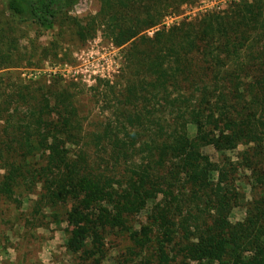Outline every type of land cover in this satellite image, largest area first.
<instances>
[{"label": "trees", "instance_id": "16d2710c", "mask_svg": "<svg viewBox=\"0 0 264 264\" xmlns=\"http://www.w3.org/2000/svg\"><path fill=\"white\" fill-rule=\"evenodd\" d=\"M77 1L7 0L6 4L14 15L49 27L61 7ZM237 9V14L227 16L231 19L224 31L215 19L204 25L222 39H212L201 51L209 72L207 84L198 90L194 114L189 110L195 106L186 95L196 97L197 92H183L176 85L181 61L190 74L189 83H197V74L187 66L196 44L187 33L157 50L151 60L143 58L152 71L130 75L143 78L139 93L133 80L128 85L134 100L142 103L137 145V139L127 135L126 139L112 135V123L99 134L81 137L66 89L43 91L24 84L5 96L0 93V100L4 99L0 102V199L30 201L35 213L52 222L63 213L66 247L79 252L85 264H101L104 231L110 219H119L123 211L148 213L156 237L152 254L163 261L172 258L177 244L195 264H264V0ZM250 31L256 38H245L250 51L242 52L243 34ZM254 44L259 49L252 48ZM220 46L222 54L217 53ZM261 47L258 55L250 54ZM168 50L178 57L168 56ZM245 65L258 71L251 75L250 89L242 85L248 77ZM169 86H174L171 95ZM50 94L55 101L52 107ZM159 98L161 111L156 115L159 105L153 106L152 99ZM54 112L56 119L51 116ZM189 126L195 127L196 135L189 134ZM82 143L101 144L109 152V164L114 159L116 165L92 174L81 165L83 161L71 162L68 145ZM207 145L220 154V161L202 150ZM239 145L234 156L227 154ZM133 157L134 167L127 172L118 169L119 159ZM160 193L164 197L156 202ZM236 206L244 208V214L232 221L230 213ZM149 233L138 240L140 249L152 241Z\"/></svg>", "mask_w": 264, "mask_h": 264}, {"label": "rangeland", "instance_id": "374dc122", "mask_svg": "<svg viewBox=\"0 0 264 264\" xmlns=\"http://www.w3.org/2000/svg\"><path fill=\"white\" fill-rule=\"evenodd\" d=\"M6 1L0 0V93L5 96L24 84L43 91L66 89L72 96L76 130L81 137L99 134L104 131L105 125L112 123V135L137 139L136 145L141 128L137 115L142 111V103L134 100L135 96L128 90V85L133 80L139 93L138 83L143 78L130 75L142 69L152 71L148 61L154 53L164 46H170L174 42L172 39L188 34V39L194 40L196 47L189 53L191 58L187 66L197 74H194L197 83H189L190 74L184 61H181L178 66L180 72H176V85L183 92H197L196 97L195 94L186 95L195 106L189 110L190 114H194L200 98L198 90L207 84L205 81L209 72L201 51L212 39H222L219 34L213 36L207 32L205 23L215 19L223 28L219 27V31H224L229 26L227 21L231 19L227 16L237 14V7L253 3V0H78L71 6L61 7L52 25L44 27L11 13ZM180 26L183 28L175 31ZM243 35L240 51H250L245 38L252 39L255 34L250 31ZM253 47L259 49L258 44ZM262 50L261 47L258 52L250 54L258 55ZM217 53H224L221 46ZM166 54L177 56L175 52L172 55L170 50ZM145 57L149 60H143ZM245 69L248 77L242 81V85L250 89L249 84L254 85L251 75L258 71L256 67L251 70L248 65H245ZM168 90L170 95L175 92L174 86H169ZM52 96L49 97V107L55 102ZM208 97H212L211 94ZM161 103L160 98L159 101L152 99L153 106L159 105V110L154 112L156 115L161 111ZM51 116L56 119L57 113ZM188 131L191 136L197 133L194 126H189ZM101 144L96 143L94 147L88 143L68 145L69 160L83 161L81 165L92 174L107 171L110 164H116L114 159H110L109 164V152L106 153ZM240 148L241 145L227 151V154L234 156ZM202 150L211 159L220 161V154L211 145ZM132 161L134 157L127 161L119 159L118 169L127 172L134 167ZM240 185L246 187L243 183ZM178 187H173L175 193ZM245 191V199L249 200L250 193L248 189ZM30 197L35 196L30 194ZM161 197L164 196L160 193L155 201L158 202ZM104 206L110 210L111 216L115 214L110 204ZM61 207L59 205V209ZM243 209L241 206L234 207L230 219H242ZM36 214L39 213H35L30 201L3 202L0 199V264H85L79 252L66 247L67 224L62 220L63 213L59 212L56 222L40 214L41 217H37ZM109 225L104 231L101 264H195L177 244L173 246L172 258L167 261L159 256L154 257L152 246L156 237L151 234L152 219L145 211H123L119 219H110ZM146 231L150 232L149 241H152L141 250L138 240L143 238Z\"/></svg>", "mask_w": 264, "mask_h": 264}]
</instances>
